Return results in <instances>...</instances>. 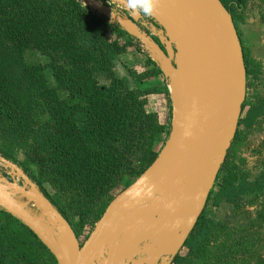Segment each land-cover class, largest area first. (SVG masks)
Instances as JSON below:
<instances>
[{
	"label": "trees",
	"instance_id": "obj_1",
	"mask_svg": "<svg viewBox=\"0 0 264 264\" xmlns=\"http://www.w3.org/2000/svg\"><path fill=\"white\" fill-rule=\"evenodd\" d=\"M219 1L234 23L247 80V58L234 19L246 0ZM131 48L143 55L144 69L134 74V65L125 64L127 75L120 76L113 70L114 61ZM27 51L38 52L47 63H27ZM160 76L138 42L77 0H0V156L22 168L77 239L87 223L92 229L102 216L118 183L130 179L124 190L163 147L169 124L147 109V96L167 95V89L142 86ZM244 108L243 102L241 114ZM242 121L239 117L233 141ZM27 139L32 142L27 144ZM18 142L25 150L22 160L16 159ZM229 150L207 202L213 194L233 193L235 178L225 168ZM90 214L92 221L86 222ZM207 227L200 216L183 247L193 250ZM240 240L229 247L248 245ZM224 257L229 264L238 263L236 257ZM184 262L178 254L172 264ZM0 264L58 263L28 227L0 209Z\"/></svg>",
	"mask_w": 264,
	"mask_h": 264
},
{
	"label": "water",
	"instance_id": "obj_2",
	"mask_svg": "<svg viewBox=\"0 0 264 264\" xmlns=\"http://www.w3.org/2000/svg\"><path fill=\"white\" fill-rule=\"evenodd\" d=\"M77 1L119 26L157 65L171 95L168 137L81 244L28 176L1 156L10 181L0 176V209L37 236L24 223L33 219L25 213L32 204L68 246L59 256L51 251L58 264H171L202 214L245 99L243 53L231 15L219 0H156L149 18L161 46L140 27L144 16H133L124 0L108 1L127 15L101 0Z\"/></svg>",
	"mask_w": 264,
	"mask_h": 264
},
{
	"label": "rangeland",
	"instance_id": "obj_3",
	"mask_svg": "<svg viewBox=\"0 0 264 264\" xmlns=\"http://www.w3.org/2000/svg\"><path fill=\"white\" fill-rule=\"evenodd\" d=\"M234 19L247 58L249 75L246 80L245 108L240 114L243 121L238 129L237 138L229 148L225 166L235 178L233 193L228 197H216L215 194L209 197L201 214L202 221L206 220L208 227L194 242L193 250L185 247L180 250L179 256L186 258V262L182 264H229V259L226 260L224 257L226 254L230 258H238V263L234 264H257L259 259L264 260V0H246L241 10H235ZM25 61L29 64L47 63L43 55L33 51L26 52ZM125 64L134 65V74L139 73L144 69L142 67L144 57L136 49L131 48L114 61L113 70L120 76H126ZM126 78L130 85L134 86L133 79L130 76ZM49 80L52 82L51 77ZM99 82L104 85L108 83L102 78ZM151 85L165 86L167 89V95L147 96V109L156 113L159 121L167 125L171 118L169 87L158 77L142 83V86ZM30 140L27 139V144L32 142ZM17 145L19 151L16 159L22 160L25 157V150L20 147V142ZM15 165L22 171L18 164ZM0 170L1 176L10 181L6 171L3 168ZM129 180L124 178L118 183L114 189L116 195L121 192L122 185ZM18 184H21L20 180ZM45 189L48 193H53L49 185H45ZM98 207L99 204L94 205L91 214ZM25 213L33 219L24 223L34 230L39 237L37 238L51 253L50 245L54 248L61 237L40 220L41 215L32 204L26 206ZM91 214L86 217V222L92 221ZM89 230H92L91 223L84 226L78 238L80 244L85 240L87 233H90ZM240 236L242 244L248 245L242 247L238 243L229 247L232 245L231 241H236Z\"/></svg>",
	"mask_w": 264,
	"mask_h": 264
},
{
	"label": "clouds",
	"instance_id": "obj_4",
	"mask_svg": "<svg viewBox=\"0 0 264 264\" xmlns=\"http://www.w3.org/2000/svg\"><path fill=\"white\" fill-rule=\"evenodd\" d=\"M156 0H124V6L133 16L150 17L154 14ZM113 16V12H112Z\"/></svg>",
	"mask_w": 264,
	"mask_h": 264
},
{
	"label": "built area",
	"instance_id": "obj_5",
	"mask_svg": "<svg viewBox=\"0 0 264 264\" xmlns=\"http://www.w3.org/2000/svg\"><path fill=\"white\" fill-rule=\"evenodd\" d=\"M101 1H103V2H105L106 4H108V5H110V6H112V7H114L117 11H119L120 13H123V14H126L127 15V13L125 12V10L123 9V7L122 6H120V5H118V4H113V3H111L110 1H108V0H101ZM139 24H140V27L143 29V30H145L147 33H148V35L150 36V37H152L154 40H156L157 42H159L158 40H157V38H156V34H155V32L152 30V27L153 26H156L155 25V22L151 19V18H149V17H146V18H141V20L139 21ZM159 44H160V42H159ZM161 45V44H160ZM163 45V44H162ZM161 45V46H162ZM139 48H140V52L141 53H143V54H146L144 51H143V49L141 48V46H139ZM147 56V55H146ZM148 57V56H147ZM149 58V57H148ZM162 77H163V75H162ZM164 81H165V78L163 77L162 78ZM166 82V81H165ZM0 176H1V170H0Z\"/></svg>",
	"mask_w": 264,
	"mask_h": 264
},
{
	"label": "bare ground",
	"instance_id": "obj_6",
	"mask_svg": "<svg viewBox=\"0 0 264 264\" xmlns=\"http://www.w3.org/2000/svg\"><path fill=\"white\" fill-rule=\"evenodd\" d=\"M170 90H171V87H170ZM50 247H51V251L57 256H59V253L66 252L68 250V246L63 240H60V242L57 243L54 248L51 245Z\"/></svg>",
	"mask_w": 264,
	"mask_h": 264
},
{
	"label": "crops",
	"instance_id": "obj_7",
	"mask_svg": "<svg viewBox=\"0 0 264 264\" xmlns=\"http://www.w3.org/2000/svg\"><path fill=\"white\" fill-rule=\"evenodd\" d=\"M158 78H160V80L163 78L162 76H160V77H158ZM163 80V79H162Z\"/></svg>",
	"mask_w": 264,
	"mask_h": 264
},
{
	"label": "flooded vegetation",
	"instance_id": "obj_8",
	"mask_svg": "<svg viewBox=\"0 0 264 264\" xmlns=\"http://www.w3.org/2000/svg\"><path fill=\"white\" fill-rule=\"evenodd\" d=\"M144 18H146V17H144ZM171 264H172V262H171Z\"/></svg>",
	"mask_w": 264,
	"mask_h": 264
}]
</instances>
